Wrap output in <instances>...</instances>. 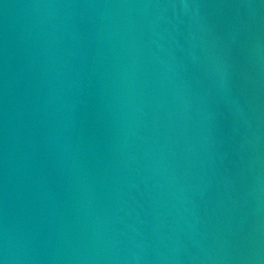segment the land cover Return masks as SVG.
<instances>
[{
	"label": "water",
	"instance_id": "95a60500",
	"mask_svg": "<svg viewBox=\"0 0 264 264\" xmlns=\"http://www.w3.org/2000/svg\"><path fill=\"white\" fill-rule=\"evenodd\" d=\"M2 264H264V0H0Z\"/></svg>",
	"mask_w": 264,
	"mask_h": 264
},
{
	"label": "clouds",
	"instance_id": "9594fccd",
	"mask_svg": "<svg viewBox=\"0 0 264 264\" xmlns=\"http://www.w3.org/2000/svg\"><path fill=\"white\" fill-rule=\"evenodd\" d=\"M0 264H2V262H0Z\"/></svg>",
	"mask_w": 264,
	"mask_h": 264
}]
</instances>
